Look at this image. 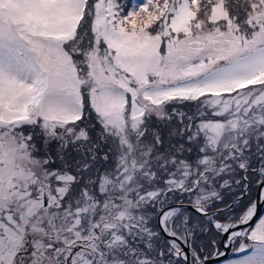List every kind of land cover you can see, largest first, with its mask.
Here are the masks:
<instances>
[{
  "label": "snow or ice",
  "instance_id": "1",
  "mask_svg": "<svg viewBox=\"0 0 264 264\" xmlns=\"http://www.w3.org/2000/svg\"><path fill=\"white\" fill-rule=\"evenodd\" d=\"M0 264H264V0H0Z\"/></svg>",
  "mask_w": 264,
  "mask_h": 264
}]
</instances>
